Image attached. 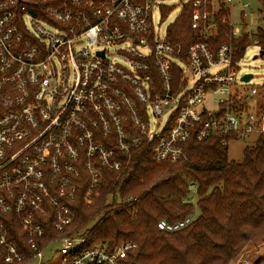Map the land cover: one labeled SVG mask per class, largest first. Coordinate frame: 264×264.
<instances>
[{"label":"built area","instance_id":"2783aa9c","mask_svg":"<svg viewBox=\"0 0 264 264\" xmlns=\"http://www.w3.org/2000/svg\"><path fill=\"white\" fill-rule=\"evenodd\" d=\"M172 1L0 0V264H43L58 243L61 264H126L131 243L111 250L78 233L46 246L47 222L59 234L73 224L68 203L83 174L91 197L144 140L157 162L177 163L194 138L264 135L258 91L239 77L236 0H223L232 39L220 44L210 42L220 1L203 13L208 1L196 0L187 52L155 25ZM193 221L157 227L176 233Z\"/></svg>","mask_w":264,"mask_h":264},{"label":"trees","instance_id":"16d2710c","mask_svg":"<svg viewBox=\"0 0 264 264\" xmlns=\"http://www.w3.org/2000/svg\"><path fill=\"white\" fill-rule=\"evenodd\" d=\"M207 1L203 13L211 12V0ZM219 1L223 7L220 26L210 42L229 43L232 29L221 22L227 6ZM257 1L264 12V0ZM195 2L188 0L167 29V40L181 45L184 52L197 40L191 29ZM173 11V7L162 6L163 20ZM256 41L264 51V25L258 29ZM250 45L248 34L234 41L236 60L244 58ZM238 139L228 135L198 143L194 138L184 147L186 158L177 163L157 162L153 144L144 140L120 157L119 171L104 174L91 197L87 194L89 181L82 175L77 193L68 203L75 214L73 224L59 234L47 222L46 246L58 237L82 233L90 243L101 242L111 250L126 243L135 245L126 264L238 261L250 245L264 243V135L244 150L242 163L231 161L228 154V143ZM196 210L199 215L195 216ZM190 215L194 221L182 231L167 233L157 227L162 220L177 223ZM254 264H264V255Z\"/></svg>","mask_w":264,"mask_h":264},{"label":"rangeland","instance_id":"374dc122","mask_svg":"<svg viewBox=\"0 0 264 264\" xmlns=\"http://www.w3.org/2000/svg\"><path fill=\"white\" fill-rule=\"evenodd\" d=\"M244 0H236L235 9L233 13V25L234 33L240 36L241 30L248 32L250 47L247 49L246 54L240 65L239 77L242 78L245 75H252L253 78L248 83L249 88H256L258 94L253 99V109L260 111L264 109V56H260V48L257 46V31L259 28H263L264 12H261V5L257 0H250V7L244 9ZM185 3V0H174L170 4L175 6L174 12L166 19L161 22L160 13L155 12V25L159 26L161 34H165L167 28L172 24L177 16L180 14L181 9ZM241 11H245V20L241 18ZM257 57V59H255ZM157 127L156 130H160ZM153 125V130H154ZM258 135H250L243 137L238 140H233L228 143V154L229 159L235 163L243 162V153L247 147H253L258 139ZM199 215L198 210L195 211V216ZM264 242V241H263ZM61 249L62 244L52 245L44 256L43 264H61ZM264 255V243H257L250 245L238 261L235 264H243L244 261L254 264L259 257ZM37 264V262L32 263Z\"/></svg>","mask_w":264,"mask_h":264},{"label":"water","instance_id":"95a60500","mask_svg":"<svg viewBox=\"0 0 264 264\" xmlns=\"http://www.w3.org/2000/svg\"><path fill=\"white\" fill-rule=\"evenodd\" d=\"M242 34L245 35V34H248V32L243 31ZM260 56H264V51L260 52ZM255 59H257V57H255ZM252 78H253L252 75H245L244 77H242V81L244 83H249Z\"/></svg>","mask_w":264,"mask_h":264},{"label":"crops","instance_id":"0c3cea01","mask_svg":"<svg viewBox=\"0 0 264 264\" xmlns=\"http://www.w3.org/2000/svg\"><path fill=\"white\" fill-rule=\"evenodd\" d=\"M243 31H246V30H241V34H242V32H243ZM246 32H247V31H246ZM232 264H235V262H234V263H232Z\"/></svg>","mask_w":264,"mask_h":264}]
</instances>
